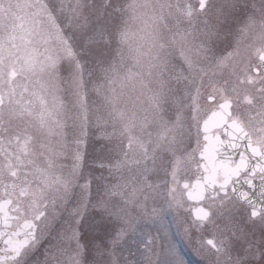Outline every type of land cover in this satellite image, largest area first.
<instances>
[{
    "label": "snow or ice",
    "instance_id": "6c2138e0",
    "mask_svg": "<svg viewBox=\"0 0 264 264\" xmlns=\"http://www.w3.org/2000/svg\"><path fill=\"white\" fill-rule=\"evenodd\" d=\"M168 217L264 264V0H0V264H183Z\"/></svg>",
    "mask_w": 264,
    "mask_h": 264
},
{
    "label": "rangeland",
    "instance_id": "374dc122",
    "mask_svg": "<svg viewBox=\"0 0 264 264\" xmlns=\"http://www.w3.org/2000/svg\"><path fill=\"white\" fill-rule=\"evenodd\" d=\"M82 149H86L90 156L95 155L94 142L89 141L87 145H81ZM68 166L72 164L71 156L63 161ZM160 227L161 231L159 235L163 238L164 243L170 248L174 249L179 260L183 261V264H200V260L197 254V244L194 239H190L185 235L182 227H177L172 221L171 217H168L162 221L159 226H150L153 234H157L156 228Z\"/></svg>",
    "mask_w": 264,
    "mask_h": 264
}]
</instances>
